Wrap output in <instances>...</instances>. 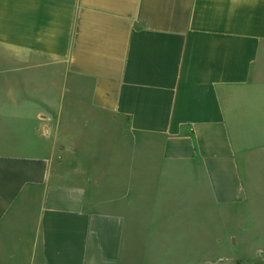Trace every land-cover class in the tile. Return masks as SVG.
Returning a JSON list of instances; mask_svg holds the SVG:
<instances>
[{
  "label": "crops",
  "instance_id": "obj_1",
  "mask_svg": "<svg viewBox=\"0 0 264 264\" xmlns=\"http://www.w3.org/2000/svg\"><path fill=\"white\" fill-rule=\"evenodd\" d=\"M261 191L264 0H0V264H159Z\"/></svg>",
  "mask_w": 264,
  "mask_h": 264
},
{
  "label": "rangeland",
  "instance_id": "obj_2",
  "mask_svg": "<svg viewBox=\"0 0 264 264\" xmlns=\"http://www.w3.org/2000/svg\"><path fill=\"white\" fill-rule=\"evenodd\" d=\"M254 178L256 183L260 182L259 176ZM260 195L262 198H257V194H255V203L257 204L244 214L250 219L248 224L242 225L241 222H236V217H242L243 211H240L238 215L235 214L233 224L226 223V218L221 217L216 222L203 220L200 225H197L200 231L197 232L196 237L186 236L185 240L181 242V248L184 251H163V253L161 251L159 253V255L162 254L161 260L159 259L160 262L156 261V263L203 264L221 259L228 260L230 264H245L248 260L259 261L261 251H257V249L263 241L258 239L251 229V221L264 218V192L261 191ZM232 233L233 235L230 237L229 235Z\"/></svg>",
  "mask_w": 264,
  "mask_h": 264
},
{
  "label": "water",
  "instance_id": "obj_3",
  "mask_svg": "<svg viewBox=\"0 0 264 264\" xmlns=\"http://www.w3.org/2000/svg\"><path fill=\"white\" fill-rule=\"evenodd\" d=\"M262 257L264 258V253L262 254ZM203 264H230V263H229V261H227V260H223V259H221V260H218V261L213 262V263H211V262H206V263H203Z\"/></svg>",
  "mask_w": 264,
  "mask_h": 264
}]
</instances>
